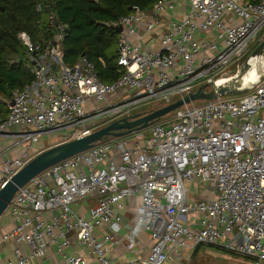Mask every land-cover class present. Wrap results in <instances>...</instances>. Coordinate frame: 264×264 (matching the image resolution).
Returning <instances> with one entry per match:
<instances>
[{
    "label": "built area",
    "instance_id": "built-area-1",
    "mask_svg": "<svg viewBox=\"0 0 264 264\" xmlns=\"http://www.w3.org/2000/svg\"><path fill=\"white\" fill-rule=\"evenodd\" d=\"M180 3L189 10L178 19ZM48 22L52 39L34 43L26 32L18 35L33 80L12 94L0 122V190L34 158L41 136L81 138L130 118L140 105L167 106L234 72L264 41V0H158L147 11L133 8L113 24L122 29L113 83L103 82L85 57L66 65L67 26L52 11ZM166 117L20 188L4 214L15 226L3 239L19 245L8 264L41 261L59 241L62 252L70 233L97 264H112L124 202L136 199V222L152 243L139 264H176L202 245L264 261V80L244 94L185 105ZM191 184L208 189L195 198ZM93 198L87 216L76 211ZM102 228L110 232L96 236ZM63 264L88 263L64 255Z\"/></svg>",
    "mask_w": 264,
    "mask_h": 264
},
{
    "label": "trees",
    "instance_id": "trees-1",
    "mask_svg": "<svg viewBox=\"0 0 264 264\" xmlns=\"http://www.w3.org/2000/svg\"><path fill=\"white\" fill-rule=\"evenodd\" d=\"M157 1L0 0V122L8 115L12 94L33 80L28 52L19 40V33L26 32L34 43L52 39L55 34L49 25L48 14L54 12L67 26L62 46L64 63L72 66L85 57L94 64L103 82L113 83L120 76L117 54L120 33L113 24L129 15L133 8L147 11ZM39 5L43 7L41 12L37 11ZM202 247L204 245L196 249L195 255Z\"/></svg>",
    "mask_w": 264,
    "mask_h": 264
},
{
    "label": "water",
    "instance_id": "water-1",
    "mask_svg": "<svg viewBox=\"0 0 264 264\" xmlns=\"http://www.w3.org/2000/svg\"><path fill=\"white\" fill-rule=\"evenodd\" d=\"M118 32L121 33L122 29L118 28ZM255 58L260 62V67L257 68L259 73L253 80L245 83L244 78L254 68L251 62ZM231 73L232 72H229L221 76L211 84L202 86L195 93L185 96L183 99L172 104L154 111L134 114L130 118L116 121L87 136L54 146L38 154L0 190V219L6 213L18 190L54 165L86 152L97 144L111 138H122L134 132L146 130L157 121L172 114L185 105H190L198 101H211L224 96H237L255 88L264 80V41L258 45L250 58L239 66L236 72L232 73L233 75L230 76Z\"/></svg>",
    "mask_w": 264,
    "mask_h": 264
},
{
    "label": "crops",
    "instance_id": "crops-1",
    "mask_svg": "<svg viewBox=\"0 0 264 264\" xmlns=\"http://www.w3.org/2000/svg\"><path fill=\"white\" fill-rule=\"evenodd\" d=\"M188 10L189 8L186 4L180 3L175 16L178 17V19H181L185 16V12ZM114 100L119 101L120 99L115 98ZM43 147L44 145L42 143L41 149ZM96 204L97 200L96 198H93L84 200L83 202L76 204L74 207L79 214L87 216L90 208ZM139 204V199L124 202L125 209L121 211L123 214V223L118 236L119 241L111 253L112 264H139V261L148 255L152 244L151 239L143 227L136 222V208ZM14 226L15 223L8 215H5L0 219V264H8L15 249L19 247L14 240L3 239L5 234L14 229ZM109 232L110 230L107 228H102L96 230L95 234L96 236H101L102 234ZM69 239L71 244L64 248L62 252L59 251V241L48 248L47 254L43 260H32L27 264H63L64 255L82 256L87 260L88 264H97L91 250L79 245L76 233H70ZM21 251L25 255H28L30 252L29 248L26 246H21ZM194 255L195 254L191 256L194 258ZM179 263L181 264V262Z\"/></svg>",
    "mask_w": 264,
    "mask_h": 264
},
{
    "label": "rangeland",
    "instance_id": "rangeland-1",
    "mask_svg": "<svg viewBox=\"0 0 264 264\" xmlns=\"http://www.w3.org/2000/svg\"><path fill=\"white\" fill-rule=\"evenodd\" d=\"M243 2L246 0H242ZM264 40V39H263ZM232 69L234 72H236L237 70V66L234 65L232 66ZM232 72V73H234ZM230 74L233 75V74ZM207 101H198L196 103H193L195 105H202ZM164 107V106H163ZM162 108V104L160 103H149V104H143L137 107V109L135 110V114H139V113H146L149 111H154L157 109ZM169 117H164L163 119H161L162 121L167 120ZM114 123V122H113ZM70 134V133H69ZM129 137L131 136L128 135ZM147 138L150 137V133H146L145 135ZM74 138L71 137H64V135H51V137H49L48 135H43L40 138V143L36 146H34L36 152H33L31 155L35 158L38 154L42 153L43 151H46L54 146L57 145H61L63 143H67L69 141H72ZM43 143L44 147L41 149V144ZM6 146L8 145V140L5 141ZM41 151V152H39ZM39 152V153H38ZM188 189L189 192L191 194H194V196H196L195 198H201L203 196V194L205 193V190L208 189V186L201 184V186L195 185V184H191L188 185ZM199 191L201 189V192H197L196 190ZM195 254V253H194ZM193 255L192 252H188L186 254V256L184 257V259L181 262V264H264V261H260L258 263L249 260L247 258L238 256V255H233L231 253H226V251L221 250V249H216L214 246H205L202 247L199 252L194 255V258L191 256ZM180 264V263H178Z\"/></svg>",
    "mask_w": 264,
    "mask_h": 264
},
{
    "label": "bare ground",
    "instance_id": "bare-ground-1",
    "mask_svg": "<svg viewBox=\"0 0 264 264\" xmlns=\"http://www.w3.org/2000/svg\"><path fill=\"white\" fill-rule=\"evenodd\" d=\"M259 63H260L259 60L256 59V58L252 60L251 64L253 65L254 68H253V69L250 71V73L244 78V82H245V83H247V82L253 80V79L256 77V75L259 73V72L257 71V68L260 67Z\"/></svg>",
    "mask_w": 264,
    "mask_h": 264
},
{
    "label": "flooded vegetation",
    "instance_id": "flooded-vegetation-1",
    "mask_svg": "<svg viewBox=\"0 0 264 264\" xmlns=\"http://www.w3.org/2000/svg\"><path fill=\"white\" fill-rule=\"evenodd\" d=\"M263 42V41H262Z\"/></svg>",
    "mask_w": 264,
    "mask_h": 264
}]
</instances>
